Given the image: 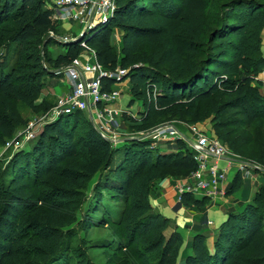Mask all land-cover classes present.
Returning <instances> with one entry per match:
<instances>
[{
    "label": "trees",
    "instance_id": "1",
    "mask_svg": "<svg viewBox=\"0 0 264 264\" xmlns=\"http://www.w3.org/2000/svg\"><path fill=\"white\" fill-rule=\"evenodd\" d=\"M184 8L185 0H118L117 11L108 23L65 42L51 36L57 33L58 23L49 0H0V49L6 38L17 45L10 61L9 50L0 56V98L4 100L0 133L10 136L9 128L17 120L10 102L17 100L36 107L45 89L41 79L55 76L58 69L78 59L84 49L82 42L94 49L97 61L105 68L128 70L132 102L154 93V105L147 107L140 118L123 115L137 130L152 129L165 117L185 108L195 109L214 97L222 100L214 107L218 129L227 126L229 121L221 119L230 112L237 124L253 128L264 120V93L255 85L262 83L264 73V0H227L220 4V20L210 31L204 52L193 42L160 48L165 37L160 17L178 19ZM115 28L124 31L121 55L112 45ZM144 43L159 55L148 65L138 66L135 61ZM52 44L65 47V51L43 60L38 47ZM161 66L169 68L160 70ZM113 83L112 79H103L104 89L110 90ZM80 112L48 122L33 139L31 148L17 151L7 166L11 178L0 189L1 210L9 211L10 201L26 199L25 194L33 191L31 196L46 204L49 211L44 223L33 228L25 218L14 222L12 240L0 255V264H20L21 255L28 251L41 257L43 263L61 259L66 245L60 228L66 225L68 203L78 189L86 188L99 174L103 175L99 189L127 196L118 224L124 226L130 245H140L136 248L139 257L144 256L147 264H178L184 237L178 231L166 234L171 220L155 211L150 196L152 185L167 171L191 173L196 169L191 149L181 140L176 151L156 150L149 139L115 145L92 121L80 120ZM53 180L58 182L51 183ZM241 187L239 172L230 193ZM207 200L183 195L189 208L203 209ZM149 255L151 260L147 259ZM185 264H264V187L243 211L229 215L212 248L204 235H196Z\"/></svg>",
    "mask_w": 264,
    "mask_h": 264
},
{
    "label": "rangeland",
    "instance_id": "2",
    "mask_svg": "<svg viewBox=\"0 0 264 264\" xmlns=\"http://www.w3.org/2000/svg\"><path fill=\"white\" fill-rule=\"evenodd\" d=\"M177 1L180 2V0ZM225 1L227 0H185V8L180 18L169 19L160 17L165 28V37L164 42L159 47L164 48L169 44H175L177 42H182L186 45L193 42L204 52L208 44L210 31L219 23L222 12L220 4ZM57 23V33L55 34L57 38L73 35L78 36L82 29L78 21ZM123 38L124 31L121 29L117 28L112 31V45L119 55H121L123 48ZM5 42L0 49V56H4L7 50H9L7 61H10L16 54L17 45L7 40V38ZM82 48L84 49L80 58L83 61H92V48ZM38 51H40L43 60H48V58H56L59 53L64 52L65 47L52 44L47 48L39 46ZM157 55L159 53H157L155 48L144 43L137 54L135 65H148L150 60H157ZM204 55L205 53L203 55L199 54L197 58H201ZM168 68L169 66L159 67L160 70L165 71ZM261 79L262 83H255V85L264 93V73L261 75ZM41 80L45 84V89L36 101V107H30L17 100L10 102L11 110L17 120L9 128L11 130L10 136L4 137L0 133V174L2 176L0 189L3 185H7V180L11 178L7 174L6 168L12 161L15 153L19 150L30 149L35 136L63 108L61 101L66 93L64 95L62 94L61 85H59L61 80L56 75L45 76ZM157 84L158 86L161 85V83ZM154 98V93H148L144 98L136 99L131 103L138 102L140 109H146L154 105ZM221 101L218 97H214L212 100L202 101L195 109L185 108L183 112L169 115L160 120L154 128L147 131L137 130L135 128L136 125H133L127 119L124 120L123 117L124 114H127L140 118V114L138 115L135 111H132V113L125 111L116 116L119 125H111V127L120 143L128 140L149 139L153 142V148L160 151H167L172 147L170 146L172 143H178V141H173L169 138L155 140L158 137V132L167 127H173L179 136L192 137L194 129H197L210 136L217 137L227 146L232 159L250 164L251 167H248L249 170L242 171V173L256 175L259 178L256 185L257 192L264 187V120L260 121L253 128H245L236 123L237 118L233 112H230L221 119V122L229 121L227 126L218 129L214 107L221 103ZM3 102L4 100L0 98L1 109L4 108ZM80 111V120L92 121L98 127L103 125L102 122L108 123L107 119L110 118L109 116L97 118L93 112L88 110ZM119 111L122 110L119 109ZM31 134L34 137L29 139L28 136ZM102 176L100 174L97 175L90 181L86 188L78 189L75 198L68 203L70 207L66 211L64 218L66 225L60 228L66 245L62 253V258L52 259L49 263H43L41 257L35 256L28 251L21 255L18 263L147 264L149 262L146 261L144 256L139 257L136 248L140 245H130L124 234V226L121 227L118 224L121 212L126 208L127 196L115 190L99 189L98 183L101 181ZM171 179L178 181L177 183L174 182V184H176V189L179 194V188L186 186L193 179L192 172L167 171L162 179L152 185L151 196L157 193L161 182ZM50 182L56 184L58 181L53 180ZM60 184L63 185L64 183L60 182ZM31 192L33 191H30V195H27L28 193L25 194L27 196L26 199L10 201L8 205L9 211L5 212L0 208V216L5 212V219L0 226V255L6 252V245L12 240L16 227L14 222H19V220L25 218L26 222L33 228L39 223H44L48 218V206L36 201V196H31ZM226 196H221L214 200L208 199L203 209H197L199 211L209 209L214 204L213 201L226 199ZM1 200L0 197V202ZM189 209L192 210L194 208ZM171 229H175L172 220L171 225L166 230L168 236ZM180 255L182 256V254ZM180 255L178 264L182 263ZM147 259L151 260L152 256H147Z\"/></svg>",
    "mask_w": 264,
    "mask_h": 264
},
{
    "label": "built area",
    "instance_id": "3",
    "mask_svg": "<svg viewBox=\"0 0 264 264\" xmlns=\"http://www.w3.org/2000/svg\"><path fill=\"white\" fill-rule=\"evenodd\" d=\"M49 5L54 11V18L57 22L78 21L82 26L78 36L83 37L111 20L117 11L118 0H49ZM51 36L57 38L53 32ZM75 36L57 39L66 42ZM82 47L89 48L90 46L87 42H82ZM92 52V61H83L79 57L73 63L55 72L56 76L68 78L70 89L62 98L63 108L49 122L79 110L93 112L97 118L109 116L108 123L102 122L101 127H95L104 138L116 145L119 142L111 125H119L116 116L121 111L111 108L110 104L121 97V90H105L103 79L109 78L114 82H121L127 78L128 70L122 68L107 69L97 61L94 49ZM33 137V134L28 136L29 139ZM161 138H169L173 141L183 140L191 149L192 158L196 164V169L192 172L193 179L191 182L179 188L180 201H183L184 194L209 200L226 196L225 183L229 179L230 168L235 166L240 168L239 171L242 172L248 171V167H251L248 163L232 159L227 146L219 138L197 129H194L192 137H184L179 136L173 127H167L158 132V137L155 140ZM223 162H226L227 165L224 166Z\"/></svg>",
    "mask_w": 264,
    "mask_h": 264
},
{
    "label": "crops",
    "instance_id": "4",
    "mask_svg": "<svg viewBox=\"0 0 264 264\" xmlns=\"http://www.w3.org/2000/svg\"><path fill=\"white\" fill-rule=\"evenodd\" d=\"M115 28L114 30H116ZM262 52L264 55V32H263ZM61 82V91L64 95L70 89V82L65 76H57ZM111 89L121 90V97L110 104L111 108L116 110L132 111L141 114L145 109H140L138 102H132V83L131 79L127 77L121 82H114ZM176 142L171 144L167 151H176L178 144ZM226 166L227 163L223 162ZM241 172L237 167H232L229 170V179L225 183L227 190L226 199L213 201L214 204L209 209L199 211L197 208L190 210L184 205L183 201L179 200V194L176 189L178 181L171 179L161 182L157 193L150 196L151 203L156 212L161 213L170 220H172L175 229H171L169 235L174 231L180 232L184 237V244L181 248L182 254L181 264H185L186 258L192 253V244L196 235L201 234L207 238V244L210 248L213 247L216 236L224 222H226L231 213L241 212L250 204L256 193V185L259 181L256 175L242 173V187L236 193H230L232 184L236 175ZM211 202V203H213Z\"/></svg>",
    "mask_w": 264,
    "mask_h": 264
},
{
    "label": "water",
    "instance_id": "5",
    "mask_svg": "<svg viewBox=\"0 0 264 264\" xmlns=\"http://www.w3.org/2000/svg\"><path fill=\"white\" fill-rule=\"evenodd\" d=\"M80 38H82V37H80Z\"/></svg>",
    "mask_w": 264,
    "mask_h": 264
}]
</instances>
